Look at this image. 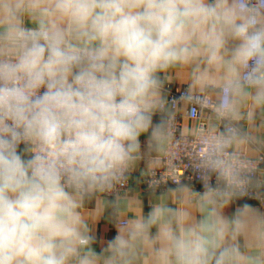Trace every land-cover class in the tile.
I'll return each instance as SVG.
<instances>
[{
  "label": "clouds",
  "instance_id": "clouds-1",
  "mask_svg": "<svg viewBox=\"0 0 264 264\" xmlns=\"http://www.w3.org/2000/svg\"><path fill=\"white\" fill-rule=\"evenodd\" d=\"M193 99L214 120L194 132L200 188L174 179L125 217L119 188L184 142L174 107ZM262 163L264 0H0V264H264ZM98 194L115 196L99 251Z\"/></svg>",
  "mask_w": 264,
  "mask_h": 264
},
{
  "label": "built area",
  "instance_id": "built-area-1",
  "mask_svg": "<svg viewBox=\"0 0 264 264\" xmlns=\"http://www.w3.org/2000/svg\"><path fill=\"white\" fill-rule=\"evenodd\" d=\"M166 88L168 89V99L169 101H171L172 98L178 99L180 96L184 95L188 87L177 89L172 85L167 84ZM198 95H203V93H201L199 90H196L194 92V96ZM183 107H186V109L183 110ZM174 111V139L179 141L181 140V138H183L184 142L181 145L175 146L171 154H162L163 165L161 167L151 168L142 176V182L146 191L153 192V190L149 187V184L153 179L160 181V185L158 188H156L155 192H162L165 191L166 188L175 186L174 179L177 178L184 183H188L189 179L191 178V183L196 188H200V184L196 180L191 168V156L194 153L198 152L200 147L196 142L194 132L198 128L207 129L211 124L214 123V120L212 119V113L207 107L203 106L195 99L186 103L176 104L174 107ZM185 118H190L197 122V126L193 132L187 133L183 130ZM261 167L264 168V163L261 164ZM133 182L134 181L131 172L127 178V181L122 187L119 188V195L130 193L133 189Z\"/></svg>",
  "mask_w": 264,
  "mask_h": 264
},
{
  "label": "crops",
  "instance_id": "crops-1",
  "mask_svg": "<svg viewBox=\"0 0 264 264\" xmlns=\"http://www.w3.org/2000/svg\"><path fill=\"white\" fill-rule=\"evenodd\" d=\"M191 68L177 69L173 70L171 73V79L168 84L172 85L177 89H182L188 87L191 83ZM198 90V89H197ZM185 110L186 107H183ZM197 126V122L185 118L183 124V130L187 133L193 132ZM142 144L145 141V137H141ZM163 165L162 162V153L153 152L148 154L145 159H142L135 169L132 171L133 176V189L130 193L121 194V207L120 211L124 214L125 217L132 216L134 214H139L141 210L147 211L150 204L153 203L158 195L162 192H150L146 191L143 182L142 176L151 168H158ZM174 187V186H171ZM115 199V196H106L98 194L93 200L86 202L82 212L88 222V224L93 228L95 234L99 237L96 245L97 251L103 246V243L114 235L113 226L109 219V216L112 212L110 207L104 208L101 206V201H112ZM243 201L239 202L242 203ZM248 203L257 204L255 201L248 200ZM232 208L228 209L230 212ZM143 264V262H141Z\"/></svg>",
  "mask_w": 264,
  "mask_h": 264
}]
</instances>
